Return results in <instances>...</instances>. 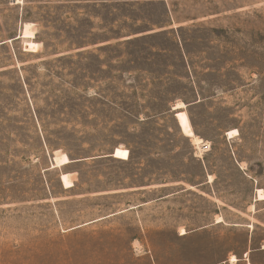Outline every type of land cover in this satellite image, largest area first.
<instances>
[{"label":"rangeland","instance_id":"374dc122","mask_svg":"<svg viewBox=\"0 0 264 264\" xmlns=\"http://www.w3.org/2000/svg\"><path fill=\"white\" fill-rule=\"evenodd\" d=\"M258 188L264 0H0V264H264Z\"/></svg>","mask_w":264,"mask_h":264},{"label":"bare ground","instance_id":"6f19581e","mask_svg":"<svg viewBox=\"0 0 264 264\" xmlns=\"http://www.w3.org/2000/svg\"><path fill=\"white\" fill-rule=\"evenodd\" d=\"M34 26H33V23H25L24 25V30H23V37L26 38V39H29L30 37H34L35 35V31H34ZM185 104L183 102H179L176 104L175 108H183ZM177 114V113H176ZM177 116V119L179 121V123L182 125V127L184 129H189L190 127V118L188 116V114L184 111H180L178 112V114L176 115ZM238 134V130L236 128L234 129H231L227 135H229L230 137L234 136ZM193 137V142L198 146V148L200 150H202V147L204 146L202 143L204 142V140L199 137V136H192ZM69 160L68 156L65 154V153H61L60 155H57L55 157V161L59 164H62L64 165L65 163H67ZM258 200H264V189L262 188H258ZM218 222H221L223 221V219L221 217L218 218L217 220ZM181 234H186V231L183 229V232H181ZM232 261H236L237 258H235V256H232L231 258ZM251 264V263H249Z\"/></svg>","mask_w":264,"mask_h":264}]
</instances>
